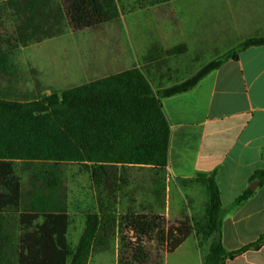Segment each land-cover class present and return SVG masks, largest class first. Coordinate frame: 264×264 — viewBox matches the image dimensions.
Wrapping results in <instances>:
<instances>
[{
    "label": "trees",
    "instance_id": "16d2710c",
    "mask_svg": "<svg viewBox=\"0 0 264 264\" xmlns=\"http://www.w3.org/2000/svg\"><path fill=\"white\" fill-rule=\"evenodd\" d=\"M10 4L21 18L17 46L63 35L66 28L74 32L97 29L122 14L118 0H11ZM260 46H264V35L246 38L193 77L157 92L143 69L133 67L28 102L0 99V264H87L93 247L108 248L109 237L117 233L121 235L120 264H147L146 241H157L171 254L194 231L209 242L203 264H226L264 245L263 234L235 251L223 247V206L213 173L188 180L206 190L208 202L202 219L186 218L169 226L159 214L129 210L113 215L110 211L118 193L128 185L126 172L132 166L154 168L155 193H165V182L158 175L168 163L171 128L161 100L194 89L227 61ZM186 50V44L166 50L155 43L143 61L158 63L163 55ZM0 75H19L18 66L5 52H0ZM18 163L28 174L25 182L17 171ZM65 164L82 167L92 184L107 194L98 213L87 215L75 249L67 237ZM251 181L264 186V169L255 171ZM253 194L247 188L234 206Z\"/></svg>",
    "mask_w": 264,
    "mask_h": 264
},
{
    "label": "rangeland",
    "instance_id": "374dc122",
    "mask_svg": "<svg viewBox=\"0 0 264 264\" xmlns=\"http://www.w3.org/2000/svg\"><path fill=\"white\" fill-rule=\"evenodd\" d=\"M118 2L122 14L116 21L80 32L66 28L63 36L52 37L51 42L17 46L16 31L21 18L12 8L11 0H0V52H10L12 55L5 53L21 68L17 79L8 81L4 78L7 76L0 75V99L28 102L136 65L147 68L143 57L155 43L166 50L180 44L187 45L185 52L175 56L163 55L158 63H151L161 67L157 75L162 76L164 85H174L193 77L204 65L246 38L264 35V0ZM42 49H47L45 52L50 54H43ZM21 168L18 163L17 171L25 182L28 174ZM63 169L69 190L68 239L75 249L84 232L87 215L98 213L100 204H106L107 194L92 184L88 172L79 165L65 164ZM148 173L146 168L127 169L129 185L122 188L119 200L115 198L116 206L110 210L113 215L125 214L128 210L141 212L147 207ZM205 214L206 209L203 216L194 218L202 219ZM172 225L175 223L171 219L169 226ZM195 233L202 250L207 252L209 242L199 232ZM120 236L117 233L109 237L106 249L95 245L87 264H120ZM145 248L150 256L147 264H198L197 255L188 254L191 247L184 246L170 254L165 262V247L157 241H146Z\"/></svg>",
    "mask_w": 264,
    "mask_h": 264
},
{
    "label": "crops",
    "instance_id": "0c3cea01",
    "mask_svg": "<svg viewBox=\"0 0 264 264\" xmlns=\"http://www.w3.org/2000/svg\"><path fill=\"white\" fill-rule=\"evenodd\" d=\"M54 38L39 43L51 42ZM45 50L42 49L43 54ZM14 63L19 66L15 60ZM147 64V68L133 67L143 69L155 92L172 86L164 85L162 76L157 75L161 71L159 65ZM18 69L21 70L20 66ZM4 78L10 81L13 77ZM161 101L171 128L168 163L158 175L165 182V193L160 196L155 193L157 175L154 168L129 167L149 170V202L143 211L136 213L159 214L165 216L168 223L172 219L175 224L186 218L203 216L208 202L206 190L199 183L188 180L213 173L223 206V247L235 251L256 242L264 234V186L258 185L243 204L234 206V202L255 182L251 181L255 171L264 169V46L246 49L237 60L224 63L194 89ZM195 234L194 231L171 254L184 246L191 247L188 254L194 253L198 264H203L207 252L202 250ZM169 256L166 253L164 262ZM226 264H264V245Z\"/></svg>",
    "mask_w": 264,
    "mask_h": 264
},
{
    "label": "water",
    "instance_id": "95a60500",
    "mask_svg": "<svg viewBox=\"0 0 264 264\" xmlns=\"http://www.w3.org/2000/svg\"><path fill=\"white\" fill-rule=\"evenodd\" d=\"M258 185H259L258 181H255V182H253V183L250 185V188H251L252 190H255V189L257 188Z\"/></svg>",
    "mask_w": 264,
    "mask_h": 264
}]
</instances>
